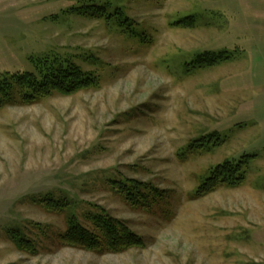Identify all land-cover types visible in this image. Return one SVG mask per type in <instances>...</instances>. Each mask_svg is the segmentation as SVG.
Instances as JSON below:
<instances>
[{
    "label": "rangeland",
    "instance_id": "374dc122",
    "mask_svg": "<svg viewBox=\"0 0 264 264\" xmlns=\"http://www.w3.org/2000/svg\"><path fill=\"white\" fill-rule=\"evenodd\" d=\"M89 1L0 0V74L56 55L100 75L96 88L0 110V264H264V0H108L122 28L72 13ZM221 51L214 67L193 63ZM213 133L219 147L188 153ZM243 155L256 157L241 186L194 196L209 169ZM121 177L164 195L131 207L106 184ZM48 193L105 209L145 246L60 244L64 217L30 199Z\"/></svg>",
    "mask_w": 264,
    "mask_h": 264
},
{
    "label": "trees",
    "instance_id": "16d2710c",
    "mask_svg": "<svg viewBox=\"0 0 264 264\" xmlns=\"http://www.w3.org/2000/svg\"><path fill=\"white\" fill-rule=\"evenodd\" d=\"M110 1L101 5L99 0L75 8L72 13L83 17L103 19L116 27L127 26L129 21L118 18L115 22ZM115 12V11H114ZM193 17H187L178 24L191 25ZM228 59L227 52H204L193 62L198 67H214ZM32 70L24 72H5L0 74V110L10 105H31L54 94L71 96L99 86L100 75L97 71L84 70L75 60L59 56H46L30 62ZM222 140L215 133L207 139L194 140L188 144V153L203 152L205 145L211 151L219 147ZM209 150V151H210ZM255 155H243L237 161L224 160L209 169L207 176L196 189L195 197H204L220 187H239L244 183L246 170L254 161ZM108 187L131 207L151 209L164 195L150 183H143L124 177L106 180ZM62 194V193H61ZM48 213L62 214L65 228L57 235L60 244L92 253L118 254L145 246L143 239L136 235L123 220L112 217L105 209H79L67 196L48 193L30 198ZM80 212V214L77 212ZM37 232L44 228L36 226ZM5 232L11 242L20 250L34 254V242L27 239L21 228L8 227ZM26 235V236H25Z\"/></svg>",
    "mask_w": 264,
    "mask_h": 264
}]
</instances>
